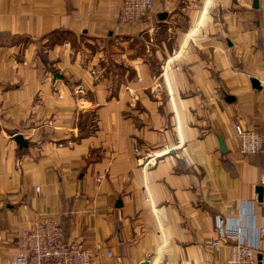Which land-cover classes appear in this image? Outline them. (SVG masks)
<instances>
[{
	"label": "crops",
	"instance_id": "obj_1",
	"mask_svg": "<svg viewBox=\"0 0 264 264\" xmlns=\"http://www.w3.org/2000/svg\"><path fill=\"white\" fill-rule=\"evenodd\" d=\"M120 4L0 0V264L47 216L113 253L96 264H225L217 218L255 241L264 0L159 1L132 25ZM233 124L263 153L241 155Z\"/></svg>",
	"mask_w": 264,
	"mask_h": 264
},
{
	"label": "built area",
	"instance_id": "obj_2",
	"mask_svg": "<svg viewBox=\"0 0 264 264\" xmlns=\"http://www.w3.org/2000/svg\"><path fill=\"white\" fill-rule=\"evenodd\" d=\"M159 1L168 0H121L117 20L121 24L132 25L149 18L155 2ZM94 73L91 71L92 75ZM232 127L241 155L263 153V140L256 131L244 130L238 124ZM36 191L39 192L38 187ZM260 206L261 222L255 228V241L252 242L245 241L246 232L243 228H237L234 224L225 227L223 221L217 218V238L207 248L217 250L221 244L231 242L225 264H259L258 242L264 243V198ZM12 243L15 250L14 264H96L113 257L111 251H105L99 244L92 251L66 241L59 223L48 216L20 228L13 235Z\"/></svg>",
	"mask_w": 264,
	"mask_h": 264
},
{
	"label": "water",
	"instance_id": "obj_3",
	"mask_svg": "<svg viewBox=\"0 0 264 264\" xmlns=\"http://www.w3.org/2000/svg\"><path fill=\"white\" fill-rule=\"evenodd\" d=\"M256 5H257V0H253V7H256ZM251 84H252L253 88H259L258 82L256 80H252ZM15 141L18 144L19 147H22L24 145V141L19 136H17L15 138ZM219 146H220L221 151H223L224 145H223L222 140H220ZM256 193L258 195V202L261 203L262 202V199H263V188L261 186L260 187H257L256 188ZM143 264H148V263L145 262Z\"/></svg>",
	"mask_w": 264,
	"mask_h": 264
},
{
	"label": "trees",
	"instance_id": "obj_4",
	"mask_svg": "<svg viewBox=\"0 0 264 264\" xmlns=\"http://www.w3.org/2000/svg\"><path fill=\"white\" fill-rule=\"evenodd\" d=\"M64 235V234H63Z\"/></svg>",
	"mask_w": 264,
	"mask_h": 264
}]
</instances>
